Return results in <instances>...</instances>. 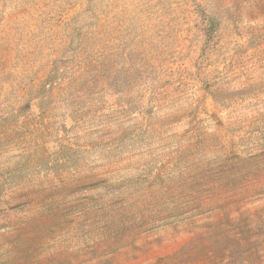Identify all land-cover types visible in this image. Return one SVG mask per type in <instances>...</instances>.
Instances as JSON below:
<instances>
[{"label":"rangeland","instance_id":"1","mask_svg":"<svg viewBox=\"0 0 264 264\" xmlns=\"http://www.w3.org/2000/svg\"><path fill=\"white\" fill-rule=\"evenodd\" d=\"M0 264H264V0H0Z\"/></svg>","mask_w":264,"mask_h":264}]
</instances>
